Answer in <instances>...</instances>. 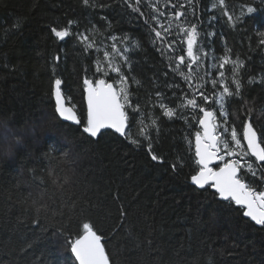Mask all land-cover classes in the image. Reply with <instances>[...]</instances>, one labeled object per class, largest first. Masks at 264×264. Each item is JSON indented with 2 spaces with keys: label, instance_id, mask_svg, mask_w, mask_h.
Here are the masks:
<instances>
[{
  "label": "trees",
  "instance_id": "trees-1",
  "mask_svg": "<svg viewBox=\"0 0 264 264\" xmlns=\"http://www.w3.org/2000/svg\"><path fill=\"white\" fill-rule=\"evenodd\" d=\"M86 81L114 85L123 138L87 134ZM204 112L264 193L242 140L264 150V0H0V264H76L88 230L109 264H264V224L192 182Z\"/></svg>",
  "mask_w": 264,
  "mask_h": 264
},
{
  "label": "water",
  "instance_id": "water-1",
  "mask_svg": "<svg viewBox=\"0 0 264 264\" xmlns=\"http://www.w3.org/2000/svg\"><path fill=\"white\" fill-rule=\"evenodd\" d=\"M57 80L53 87V101L57 118L70 125L79 123L75 111L66 105ZM86 132L96 137L110 131L123 138L127 129L124 109L112 83L98 81L95 85L85 82ZM201 135L195 138V156L200 171L192 182L198 189L210 186L221 201H231L244 210V218L255 225L264 224V193L255 196L239 179V168L230 161L214 169L220 160L217 137L214 132L213 114L204 112L200 119ZM243 144L250 158L257 164L264 162V150L257 133L249 122L242 133ZM70 254L76 264H109L98 236L88 230L70 246Z\"/></svg>",
  "mask_w": 264,
  "mask_h": 264
},
{
  "label": "rangeland",
  "instance_id": "rangeland-1",
  "mask_svg": "<svg viewBox=\"0 0 264 264\" xmlns=\"http://www.w3.org/2000/svg\"><path fill=\"white\" fill-rule=\"evenodd\" d=\"M168 16H163L162 19H161V22H164V26L165 28L167 29H172V25H171V21L169 19H167ZM185 35L187 36L186 39H187V49H190L191 45H192V42H193V35L190 31H185ZM119 88L123 89L122 87V83L119 82ZM121 94V93H120ZM212 113V112H211ZM213 114V113H212ZM215 120V117L213 115V126H214V132H215V135L217 137V147H218V150L220 152V160L223 162V165H225L226 163L230 162V161H233L237 167H245V168H249L248 165L245 163V161L242 159H240L239 157L237 158H234L232 157L231 155H227L226 152L222 153L221 150L225 151L226 150V142L224 140H220V136L222 135L219 128L216 127V123L214 122ZM224 136V135H223ZM225 137V136H224ZM232 137V136H231ZM233 138V137H232ZM235 140V138H233ZM237 142V140H236ZM236 146H237V143H236ZM228 156L229 160L227 161L226 160V157ZM222 165V166H223Z\"/></svg>",
  "mask_w": 264,
  "mask_h": 264
}]
</instances>
